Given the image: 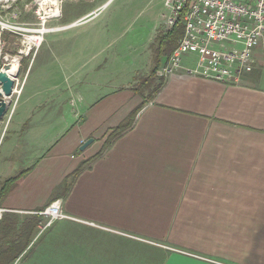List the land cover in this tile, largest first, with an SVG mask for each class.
<instances>
[{"label": "crops", "instance_id": "1", "mask_svg": "<svg viewBox=\"0 0 264 264\" xmlns=\"http://www.w3.org/2000/svg\"><path fill=\"white\" fill-rule=\"evenodd\" d=\"M196 58L184 54L181 64L193 67ZM103 84L107 93L83 105L54 141L44 143L47 122L32 127L35 121L22 137L16 127L17 134L0 139V187L24 171L0 197L2 214L40 215L60 199L70 218L54 231L58 252L75 261L69 264H264L260 58L238 84L183 70L163 76L132 126L100 152L110 130L141 102L130 87ZM89 157L59 195L66 175Z\"/></svg>", "mask_w": 264, "mask_h": 264}, {"label": "rangeland", "instance_id": "2", "mask_svg": "<svg viewBox=\"0 0 264 264\" xmlns=\"http://www.w3.org/2000/svg\"><path fill=\"white\" fill-rule=\"evenodd\" d=\"M59 8L57 16L44 18L37 0L0 1V67L16 58L11 76L14 92L5 97L0 139L13 137L16 127L22 137L35 121L32 127L47 122L44 143L55 140L84 113L83 105L90 106L107 93L109 84L103 83L123 82L118 86L133 89L148 76L153 67L152 45L168 31L163 19L170 12L167 0H59ZM42 26L58 29L39 35ZM33 35L42 38L37 46L28 43L27 37ZM168 58L162 59L160 67ZM157 71L156 76L163 77ZM77 78L80 83H75ZM27 217L31 214L16 217V227ZM45 222L41 217L22 249L16 241L6 251V236L0 235V264H45L51 259L53 264L75 263L71 257L67 261V252H58L61 243L54 230L64 226L63 221L56 219L41 230ZM12 232L6 231L7 238Z\"/></svg>", "mask_w": 264, "mask_h": 264}, {"label": "built area", "instance_id": "3", "mask_svg": "<svg viewBox=\"0 0 264 264\" xmlns=\"http://www.w3.org/2000/svg\"><path fill=\"white\" fill-rule=\"evenodd\" d=\"M169 15H164L166 31L180 12L183 34L157 71L159 76L183 70L189 74L224 83L238 84L242 76L256 67L258 58L264 68V0H167ZM194 53L193 67H183L184 54ZM2 210L0 209V217ZM46 218L41 230L56 219L68 218L56 199L40 213Z\"/></svg>", "mask_w": 264, "mask_h": 264}, {"label": "trees", "instance_id": "4", "mask_svg": "<svg viewBox=\"0 0 264 264\" xmlns=\"http://www.w3.org/2000/svg\"><path fill=\"white\" fill-rule=\"evenodd\" d=\"M184 11L185 10H182L180 12L179 18L177 19L176 23L169 31L160 34L156 38V45L155 43L152 45V61H153L152 70L148 76L142 78L139 81V83L133 88L134 92L141 97V102L138 106L133 108L123 120H121L116 126H114L110 130V132L105 137V142L100 152H102L107 146L110 145L112 141H114V139L119 137L121 134H123L126 130H128L132 126L138 111L144 106L146 102L151 100L154 94L162 87L163 77L158 78L156 76V71L161 65L162 59H167L170 56L173 49L176 47L178 40L183 34L182 17ZM156 77L158 79V82H155ZM144 90L147 91L146 94H144ZM99 154L100 153H97L95 157ZM92 158L93 157H91L90 160H92ZM90 160L86 162L83 161L71 173L66 175V177L59 185V191H60L59 195L63 196L68 192L76 176L81 172L83 168H85L83 167V165L89 162ZM23 172L24 171H21L17 176L9 177L3 181V185L0 187V197H2L5 194L6 190H8L7 188H9L14 181L20 178ZM40 215L31 214V217L29 218L27 217V221L25 223L22 222L20 227H16L17 226L15 222V220L17 219L16 217H10L9 215H6V213L2 214V217L0 218V235L2 236V239L6 236L4 238L5 242L8 245L6 251L9 252L13 247L12 243L16 241H18V246H21L20 249H22V247H26L25 244H27L33 228L39 222H41ZM11 218H14V220L12 221ZM11 229H13V231L15 232H12L13 233L12 237L7 238L6 231L7 230L11 231ZM0 249H2L1 246Z\"/></svg>", "mask_w": 264, "mask_h": 264}, {"label": "bare ground", "instance_id": "5", "mask_svg": "<svg viewBox=\"0 0 264 264\" xmlns=\"http://www.w3.org/2000/svg\"><path fill=\"white\" fill-rule=\"evenodd\" d=\"M0 1H6V0H0ZM37 2L40 5V10L43 11L45 14L44 18L54 17V16H57V14L59 13V9H60L59 0H37ZM56 29L46 28L45 26H42L38 30V33L39 35H43L46 32L53 31ZM39 35H33V36L27 37L28 43L30 45H36V46L39 45L42 40L41 36ZM15 61H16V58H13L10 61V63L7 60L0 67V95H3L4 99H6L5 97L9 96L6 93V86L9 85V81L13 80L11 77L12 76V65ZM5 103H7L6 100H5Z\"/></svg>", "mask_w": 264, "mask_h": 264}, {"label": "water", "instance_id": "6", "mask_svg": "<svg viewBox=\"0 0 264 264\" xmlns=\"http://www.w3.org/2000/svg\"><path fill=\"white\" fill-rule=\"evenodd\" d=\"M13 84L14 82L13 80H11L9 81V85L6 86V93L9 96L14 92ZM0 96L2 97L3 95ZM5 107H6L5 99L0 98V117L4 113ZM92 142H93V138H88L86 141H84V143H82V145L80 146V150H83Z\"/></svg>", "mask_w": 264, "mask_h": 264}]
</instances>
